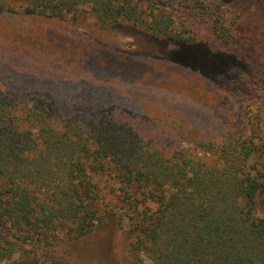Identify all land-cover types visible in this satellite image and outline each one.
<instances>
[{
    "label": "trees",
    "instance_id": "obj_1",
    "mask_svg": "<svg viewBox=\"0 0 264 264\" xmlns=\"http://www.w3.org/2000/svg\"><path fill=\"white\" fill-rule=\"evenodd\" d=\"M17 1L15 8L0 0V13L70 27L91 15L102 28L132 23L156 38L188 44L199 53L195 63L169 61L216 85L226 101L232 94L252 101L234 53L185 36L163 1ZM214 3L221 8L227 1ZM221 18L213 19V32L228 41L233 33ZM49 57L43 61L47 70L63 74L64 59ZM129 73L123 77L128 81ZM92 78L78 92L60 77L0 83V264H122L107 221L125 218L126 255L135 262L146 256L151 264H264L260 116L249 111L248 126L208 125L197 116V126L179 129L192 145L163 147L143 133L140 122L150 117L127 101L98 94L92 101L88 89L112 83ZM185 88L207 92L192 84ZM25 89L39 93L22 97ZM114 202L121 214L111 211Z\"/></svg>",
    "mask_w": 264,
    "mask_h": 264
},
{
    "label": "rangeland",
    "instance_id": "obj_2",
    "mask_svg": "<svg viewBox=\"0 0 264 264\" xmlns=\"http://www.w3.org/2000/svg\"><path fill=\"white\" fill-rule=\"evenodd\" d=\"M6 1L15 8L19 7L17 0ZM156 1L165 3L175 18V27L185 36L206 39L213 49L234 53L242 66V75L249 81L250 87L246 84L243 90L251 96L250 105L242 95L237 94H232L226 101L216 85L193 70L170 62L195 63L199 53L192 46L156 38L132 23L117 28H102L91 15H84L80 26L70 27L59 20L41 16L1 12L2 87H6L11 80L23 83L60 77L61 82L69 85L70 91L78 92L80 84L91 86L90 83L95 81L92 77H109L112 83L108 80L102 86L93 85L87 90L92 101L97 94L100 98L114 96V99L127 101L135 111L150 117L148 123L140 122L143 133L153 135L157 144L170 148L193 144L191 136H183L179 129L185 125L197 126V116L203 117V122L208 125L237 121L248 126L249 111H252L264 123V0H225L227 4L221 8L214 0ZM207 10L211 15L207 14ZM217 16H222L224 25L233 33V38L228 41L213 32V19ZM45 56L64 59L67 64L65 72L58 76L55 69L47 70L48 64L43 62ZM94 58L100 61L94 62ZM101 70L105 72L101 73ZM126 72L133 75L129 76L130 81L124 79V75H128ZM92 73L96 76H91ZM57 83L59 81L55 85ZM191 84L202 87L204 92L206 89V94L201 96L193 89L188 91L185 87ZM36 93L39 91L25 89L21 94L24 97ZM85 93L80 95L85 96ZM91 108L89 106L87 110ZM111 211L121 214V204L114 202ZM107 223L112 231L110 245L122 264H151L146 256L142 259L138 256L135 262L130 255H126V218L123 223L121 220L117 224L112 220Z\"/></svg>",
    "mask_w": 264,
    "mask_h": 264
}]
</instances>
